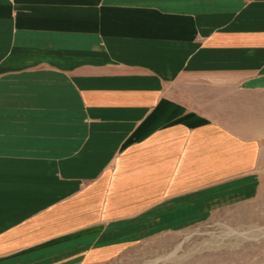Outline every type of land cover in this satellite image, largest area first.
Listing matches in <instances>:
<instances>
[{"label":"crops","instance_id":"1","mask_svg":"<svg viewBox=\"0 0 264 264\" xmlns=\"http://www.w3.org/2000/svg\"><path fill=\"white\" fill-rule=\"evenodd\" d=\"M263 149L264 0H0L8 263L256 194Z\"/></svg>","mask_w":264,"mask_h":264},{"label":"rangeland","instance_id":"2","mask_svg":"<svg viewBox=\"0 0 264 264\" xmlns=\"http://www.w3.org/2000/svg\"><path fill=\"white\" fill-rule=\"evenodd\" d=\"M260 157L261 181L257 193L249 197L236 198L237 185L227 183L228 179L210 183L209 188L223 185V192L209 193L207 207L194 206L193 200L186 209L190 215L165 216L158 226L147 219L133 242L94 247L118 245L114 250L89 257L86 251L93 242L44 253L31 252L35 249L31 247L19 251L11 263L8 257H0V264H264V149ZM131 233L136 236L138 231Z\"/></svg>","mask_w":264,"mask_h":264}]
</instances>
